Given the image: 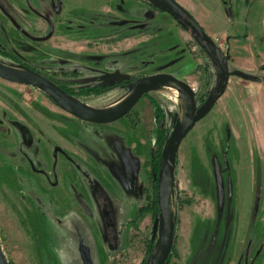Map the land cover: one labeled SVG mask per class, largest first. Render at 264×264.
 I'll use <instances>...</instances> for the list:
<instances>
[{"label": "rangeland", "instance_id": "374dc122", "mask_svg": "<svg viewBox=\"0 0 264 264\" xmlns=\"http://www.w3.org/2000/svg\"><path fill=\"white\" fill-rule=\"evenodd\" d=\"M175 1L212 46L163 0H0V63L42 74L95 110L167 74L193 89L199 112L221 88L217 58L227 89L177 156L170 264H264V0H187L194 13ZM7 25L19 38L4 36ZM180 103L150 92L123 119L95 125L0 78L8 264H84L81 247L91 264H151L159 209L145 210Z\"/></svg>", "mask_w": 264, "mask_h": 264}, {"label": "water", "instance_id": "95a60500", "mask_svg": "<svg viewBox=\"0 0 264 264\" xmlns=\"http://www.w3.org/2000/svg\"><path fill=\"white\" fill-rule=\"evenodd\" d=\"M163 1L195 29L200 37L201 45L205 43L208 46L213 45V40L183 7L175 0ZM214 61L220 71L222 85L220 90L209 99L206 106L199 112L193 89L185 82L167 74L146 77L137 81L132 85V89L130 90L131 97L128 101L120 109L111 113H104L91 108L76 97L69 95L52 80L38 73L27 71V75L15 74L7 70L3 64L0 63V78L15 84L38 89L48 94L55 102L79 120L95 125L112 124L123 119L142 97L159 86L171 85L185 98L187 103L185 119L183 122H178L176 131L162 155L158 172L157 205L159 217L155 222L153 230V236L154 238L158 237V241L151 264H166L175 245V223L173 221L171 194L169 192L170 186L173 187L175 167L180 147L184 139L195 128L196 124L211 112L227 89L229 75L224 72L217 58L214 57ZM81 257L84 264H91L90 254L87 248L81 247ZM0 264H8L1 248V243Z\"/></svg>", "mask_w": 264, "mask_h": 264}, {"label": "bare ground", "instance_id": "6f19581e", "mask_svg": "<svg viewBox=\"0 0 264 264\" xmlns=\"http://www.w3.org/2000/svg\"><path fill=\"white\" fill-rule=\"evenodd\" d=\"M3 66L9 70L10 72L12 73H15V74H19V75H27L28 72H25V71H22V70H18L16 68H10L8 66H5L3 64ZM154 93L156 94H159L167 99H170V100H174V99H179L181 101V105H182V108H183V120L182 122L184 121L185 119V116H186V109H187V103H186V100L185 98L179 94L177 92V90L171 86V85H163V86H159V87H156L153 89ZM131 97V93H129L128 95H126L125 97L121 98V100L119 102H117L116 104L110 106V107H107V108H104V109H101V110H97V111H100V112H104V113H111V112H115L117 111L118 109H120L127 101L128 99ZM176 101V100H175ZM96 109V108H95ZM172 186H170V194L172 192Z\"/></svg>", "mask_w": 264, "mask_h": 264}, {"label": "crops", "instance_id": "0c3cea01", "mask_svg": "<svg viewBox=\"0 0 264 264\" xmlns=\"http://www.w3.org/2000/svg\"><path fill=\"white\" fill-rule=\"evenodd\" d=\"M179 3H181V4H183L184 5V7L188 10V11H190V12H192V13H194V10H195V6L194 5H191V3L190 2H187V0H179L178 1ZM12 8H14V7H12ZM14 10V13L15 14H17L18 15V17H20V11H19V7H18V5H17V9H13ZM3 17V13L1 12V10H0V17ZM1 17V18H2ZM198 21L200 22V23H202V18L201 17H198ZM6 29H7V32L8 33H6V34H4V36H13V35H11V32L13 33V34H15V32H16V29H13V28H9V25H7L6 26ZM16 34H19V33H17L16 32ZM15 34V38L17 37V38H19L17 35ZM10 38V37H9ZM214 39V38H213Z\"/></svg>", "mask_w": 264, "mask_h": 264}, {"label": "trees", "instance_id": "16d2710c", "mask_svg": "<svg viewBox=\"0 0 264 264\" xmlns=\"http://www.w3.org/2000/svg\"><path fill=\"white\" fill-rule=\"evenodd\" d=\"M14 24H15L16 28L18 29V31H20L21 33H23L25 36H27V37L29 38V36L26 35V33L23 31V29H22L18 24H16V23H14ZM0 53H1V54H7L8 52L4 51V50L1 49V47H0ZM247 79H248V78H247ZM248 80H249V79H248ZM68 94L71 95V96H73V95L70 94V93H68ZM160 145H161V144H160ZM159 157H160V156H159ZM157 164H159V162H158ZM152 205H153V206L147 207L146 210H145V209H142V210H145V212H147V210H150V209L154 208V210H156V212H157V211H158V207H157V201H156V199L154 200V202L152 203ZM142 210H141V212H142ZM139 216H141V213L139 214ZM170 262H171V256L169 257V259H168V261H167L166 264H170Z\"/></svg>", "mask_w": 264, "mask_h": 264}, {"label": "flooded vegetation", "instance_id": "af4514ba", "mask_svg": "<svg viewBox=\"0 0 264 264\" xmlns=\"http://www.w3.org/2000/svg\"><path fill=\"white\" fill-rule=\"evenodd\" d=\"M42 75V74H41ZM51 80V79H50Z\"/></svg>", "mask_w": 264, "mask_h": 264}]
</instances>
